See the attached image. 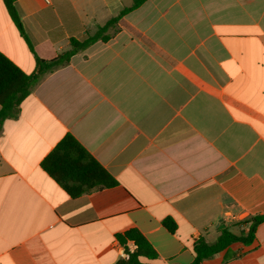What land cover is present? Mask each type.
Masks as SVG:
<instances>
[{"label":"crops","instance_id":"1","mask_svg":"<svg viewBox=\"0 0 264 264\" xmlns=\"http://www.w3.org/2000/svg\"><path fill=\"white\" fill-rule=\"evenodd\" d=\"M134 0H0V51L25 73ZM1 110V106H0ZM72 135L117 181L71 197L41 167ZM264 215V0H146L44 75L0 129V264H116L138 229L152 264ZM177 229L169 232L164 220ZM129 249H135L132 242ZM201 264H264V222Z\"/></svg>","mask_w":264,"mask_h":264},{"label":"trees","instance_id":"2","mask_svg":"<svg viewBox=\"0 0 264 264\" xmlns=\"http://www.w3.org/2000/svg\"><path fill=\"white\" fill-rule=\"evenodd\" d=\"M17 1L3 0L21 36L28 41L34 52L17 11L15 5ZM145 1L134 0L130 7L123 9L93 33H87L83 39L71 38V48L56 57L42 59L36 56V67L31 74L25 73L0 51V129L6 119L18 116L21 103L31 94L44 75L68 65L75 54L93 43L108 41L119 20L130 11L140 7ZM41 167L73 198L117 185L115 178L69 134L42 160ZM263 222L264 215L253 217L248 221V231L240 237L224 231L215 243L210 244L203 239L199 240L194 248L195 260L192 264H201L203 260L221 252L232 243L241 242L247 245L253 243L257 228ZM164 226L171 233L177 229L172 218L165 219ZM116 238L123 246V257L116 264H152V261L157 260L158 253L138 229H129L119 233ZM129 242L134 244L135 249L132 251L128 247Z\"/></svg>","mask_w":264,"mask_h":264},{"label":"built area","instance_id":"3","mask_svg":"<svg viewBox=\"0 0 264 264\" xmlns=\"http://www.w3.org/2000/svg\"><path fill=\"white\" fill-rule=\"evenodd\" d=\"M45 1H47V2H48L49 0H45Z\"/></svg>","mask_w":264,"mask_h":264}]
</instances>
